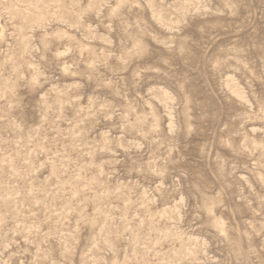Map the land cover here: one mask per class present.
<instances>
[{"label":"rangeland","instance_id":"374dc122","mask_svg":"<svg viewBox=\"0 0 264 264\" xmlns=\"http://www.w3.org/2000/svg\"><path fill=\"white\" fill-rule=\"evenodd\" d=\"M0 264H264V0H0Z\"/></svg>","mask_w":264,"mask_h":264}]
</instances>
